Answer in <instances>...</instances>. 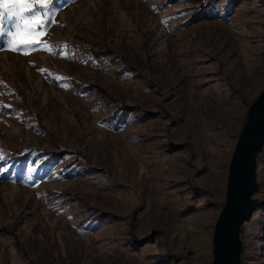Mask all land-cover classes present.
<instances>
[{
	"label": "rangeland",
	"instance_id": "rangeland-1",
	"mask_svg": "<svg viewBox=\"0 0 264 264\" xmlns=\"http://www.w3.org/2000/svg\"><path fill=\"white\" fill-rule=\"evenodd\" d=\"M43 19L29 54L0 36V150L77 154L0 158V264H211L264 0H52ZM255 179L239 264H264V145Z\"/></svg>",
	"mask_w": 264,
	"mask_h": 264
},
{
	"label": "water",
	"instance_id": "water-1",
	"mask_svg": "<svg viewBox=\"0 0 264 264\" xmlns=\"http://www.w3.org/2000/svg\"><path fill=\"white\" fill-rule=\"evenodd\" d=\"M264 145V84L247 108L229 158L224 204L212 232L211 264H239L241 225L250 218L257 184L255 159Z\"/></svg>",
	"mask_w": 264,
	"mask_h": 264
},
{
	"label": "snow or ice",
	"instance_id": "snow-or-ice-1",
	"mask_svg": "<svg viewBox=\"0 0 264 264\" xmlns=\"http://www.w3.org/2000/svg\"><path fill=\"white\" fill-rule=\"evenodd\" d=\"M52 0H0V36L5 34L6 23H11L14 31H8L12 37L8 42L9 50L29 54L35 47V40L40 33L37 29L45 26L43 17L49 16V6ZM31 36L32 43L18 44L15 37L21 34ZM45 49L60 47L59 45H44ZM3 153L0 150V158Z\"/></svg>",
	"mask_w": 264,
	"mask_h": 264
},
{
	"label": "trees",
	"instance_id": "trees-1",
	"mask_svg": "<svg viewBox=\"0 0 264 264\" xmlns=\"http://www.w3.org/2000/svg\"><path fill=\"white\" fill-rule=\"evenodd\" d=\"M2 153H3V156H2L3 158H5L7 160H11V161L23 160L26 153H34V154L41 155V156L50 155L51 157H55V158H58V157H61L64 155H76L77 154L75 151L66 150V149H61L57 153H53V152L47 153V152L40 150V149H37L36 147H33V146H28L26 148V150H24L19 155L7 154L6 152H2ZM86 167H89V166H86ZM133 244H138V241H133Z\"/></svg>",
	"mask_w": 264,
	"mask_h": 264
}]
</instances>
